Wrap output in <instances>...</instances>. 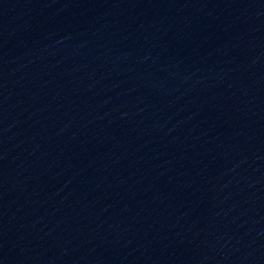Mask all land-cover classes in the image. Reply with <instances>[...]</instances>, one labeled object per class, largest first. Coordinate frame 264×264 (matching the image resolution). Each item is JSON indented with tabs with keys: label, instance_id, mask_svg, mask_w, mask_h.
Segmentation results:
<instances>
[{
	"label": "water",
	"instance_id": "water-1",
	"mask_svg": "<svg viewBox=\"0 0 264 264\" xmlns=\"http://www.w3.org/2000/svg\"><path fill=\"white\" fill-rule=\"evenodd\" d=\"M0 264H264V0H0Z\"/></svg>",
	"mask_w": 264,
	"mask_h": 264
}]
</instances>
